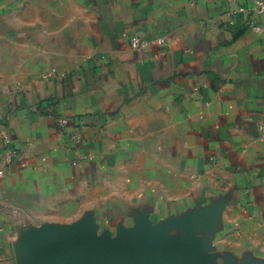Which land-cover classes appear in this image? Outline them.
<instances>
[{
    "label": "crops",
    "instance_id": "1",
    "mask_svg": "<svg viewBox=\"0 0 264 264\" xmlns=\"http://www.w3.org/2000/svg\"><path fill=\"white\" fill-rule=\"evenodd\" d=\"M254 6L0 0V264H21L38 239L114 236L140 216L167 223L164 240L191 234L211 264H264ZM123 33L150 42L137 52Z\"/></svg>",
    "mask_w": 264,
    "mask_h": 264
},
{
    "label": "water",
    "instance_id": "2",
    "mask_svg": "<svg viewBox=\"0 0 264 264\" xmlns=\"http://www.w3.org/2000/svg\"><path fill=\"white\" fill-rule=\"evenodd\" d=\"M166 226L140 216L132 227L119 226L114 236L85 227L50 244L38 239L21 264H211L191 244V234L179 242L164 240Z\"/></svg>",
    "mask_w": 264,
    "mask_h": 264
},
{
    "label": "built area",
    "instance_id": "3",
    "mask_svg": "<svg viewBox=\"0 0 264 264\" xmlns=\"http://www.w3.org/2000/svg\"><path fill=\"white\" fill-rule=\"evenodd\" d=\"M253 10L256 13V15L259 18H261L262 24L257 23L256 19H253V20L249 21L248 26L252 30L260 31L264 28V0H255V6H254ZM246 12H247V10L244 7L239 6V7H235L232 10H230V15L239 16V15H242ZM123 35L128 37L131 48L137 52L145 49L150 42V40L146 37L126 34V33H123ZM156 41H157V43L161 44L163 42V38L159 37L156 39ZM61 122L66 123L67 120L64 119ZM13 156H14V151L7 149L5 152V155L3 157L4 162L5 163H11L13 160Z\"/></svg>",
    "mask_w": 264,
    "mask_h": 264
}]
</instances>
